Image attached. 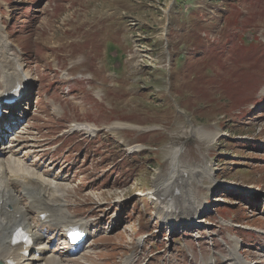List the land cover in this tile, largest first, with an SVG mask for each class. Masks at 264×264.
Here are the masks:
<instances>
[{"label": "rangeland", "instance_id": "obj_1", "mask_svg": "<svg viewBox=\"0 0 264 264\" xmlns=\"http://www.w3.org/2000/svg\"><path fill=\"white\" fill-rule=\"evenodd\" d=\"M34 31L35 51L27 44ZM0 36L16 37L25 72L33 75L32 109H22L29 133L45 137L37 162L51 157L50 177L69 183L68 192L75 193L66 201L94 215L87 219L94 230L101 225L80 253L84 261L74 264H137L130 257L120 261L131 250L143 252L135 244L146 234L152 246L145 247L140 264L149 257L146 264H161L171 255L179 257L175 264H208L215 257L206 258L213 245L209 233L221 243L224 235L238 241L232 230L246 240L235 243L237 255H264V229L254 227L264 221V0H0ZM63 57L66 63L78 60L62 66ZM54 61L57 71L51 72H65L70 83L58 88L52 74L53 91L47 67ZM75 64L86 72L72 75ZM54 103L68 110L53 112ZM70 120L94 122L102 130L95 137L66 133ZM113 123L125 128L105 130ZM129 123L140 127L128 129ZM176 148L186 166L211 170L192 191L205 209L198 210L197 227L207 234L192 232L206 241L199 250L193 239L194 253L184 246L189 232L167 235L161 229L148 195L166 177ZM9 150L14 154L2 158L18 153L14 144L0 148ZM184 224H176L177 231Z\"/></svg>", "mask_w": 264, "mask_h": 264}, {"label": "bare ground", "instance_id": "obj_2", "mask_svg": "<svg viewBox=\"0 0 264 264\" xmlns=\"http://www.w3.org/2000/svg\"><path fill=\"white\" fill-rule=\"evenodd\" d=\"M0 64L2 70L0 76L2 81L7 82V87L1 88L0 94L10 99L13 96L10 94L11 90L15 88L21 91L27 75L23 74L19 59L8 53L7 40L4 38H0ZM119 125L118 123L112 124L113 127L125 128V125ZM97 130L94 125H86L83 131L84 134L90 135ZM179 151L180 148L171 151L166 177L154 185L153 190L148 193L151 198H155L161 221L168 225L184 219L192 223L201 208L199 199L193 195L192 191L197 188L203 177L211 175L208 166L183 164L179 158L181 156ZM7 154L14 153L12 150L0 151L2 157ZM16 160L12 156L0 158V261L3 264H35L42 260L43 264H62V259L68 256V246L62 243L63 233L60 230L70 225L90 227L91 222L84 218L72 220L63 209L64 205L60 196H63L67 189L62 185L55 183L53 185ZM174 190H176L175 193H173ZM74 194L68 192L66 200H70ZM170 197L174 201L173 211H168L165 206L160 207V204ZM30 213H35L33 222L28 220L30 216L27 215ZM41 215L44 217L42 218ZM42 224L51 228L58 241L57 248L53 250L55 254L51 256L46 255V245L40 242L44 236ZM18 228L26 231L33 242L24 250L37 247L36 251L39 252L37 257L20 255L17 249H11L10 237L12 232ZM228 255L233 257L234 251L229 250ZM213 260L214 257L209 261ZM70 261L74 264L79 259L74 257ZM128 262L129 260L124 264H129Z\"/></svg>", "mask_w": 264, "mask_h": 264}]
</instances>
